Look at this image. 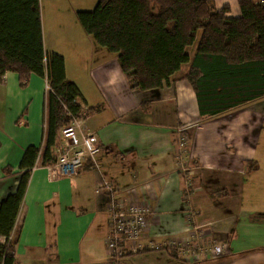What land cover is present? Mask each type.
<instances>
[{"label": "crops", "instance_id": "0c3cea01", "mask_svg": "<svg viewBox=\"0 0 264 264\" xmlns=\"http://www.w3.org/2000/svg\"><path fill=\"white\" fill-rule=\"evenodd\" d=\"M97 1L39 0L46 53L63 55L80 91L79 117L90 122L78 135L94 131L101 146L77 174H50L65 150L61 135L51 160L44 157L47 78L22 85L16 72L0 77V202L25 189L12 227L0 225V244L11 242L13 255L0 264H103L110 231L104 182L117 199L145 200L154 213L123 264H264V104L256 103L264 97L202 117L184 77L188 65L163 87L131 89L116 54L78 21L77 11ZM224 4L227 16H240L238 0H214L217 9ZM47 40L56 42L47 49ZM182 128L190 137L187 172L178 162ZM190 217L204 228L199 246L222 243V257L170 247L191 232Z\"/></svg>", "mask_w": 264, "mask_h": 264}, {"label": "trees", "instance_id": "16d2710c", "mask_svg": "<svg viewBox=\"0 0 264 264\" xmlns=\"http://www.w3.org/2000/svg\"><path fill=\"white\" fill-rule=\"evenodd\" d=\"M238 3L240 16L229 17V6L217 9L214 0H98L77 18L116 54L131 89L163 87L188 65L184 77L206 118L264 97V0ZM7 71L22 85L34 75L48 80L44 157L50 161L61 127L79 117L82 105L63 55L46 53L39 0H0V77ZM24 191L19 186L0 202V225L12 227ZM11 251V242L0 244V261Z\"/></svg>", "mask_w": 264, "mask_h": 264}, {"label": "built area", "instance_id": "2783aa9c", "mask_svg": "<svg viewBox=\"0 0 264 264\" xmlns=\"http://www.w3.org/2000/svg\"><path fill=\"white\" fill-rule=\"evenodd\" d=\"M86 124L90 125V122L80 116L61 127L60 135L65 139V150L57 156L55 163L49 166L52 177L77 174L86 159L94 158L100 150L101 146L94 131L78 135V130L83 129ZM189 139L186 129H180L177 133V153L180 169L184 172L189 169L185 158ZM104 187L110 193L108 203L110 231L107 240L108 258L103 264H123L130 256V252L127 251L128 245L135 243L147 231L154 213L147 201L121 197L117 199L114 195L115 189L110 183L104 182ZM188 226L192 227L191 232L184 237H178V241L172 242L170 247L191 255L202 252L207 258L218 257L226 252V246L222 243H206L205 247L201 248L199 243L205 240L204 228L195 225L193 217L188 220Z\"/></svg>", "mask_w": 264, "mask_h": 264}, {"label": "rangeland", "instance_id": "374dc122", "mask_svg": "<svg viewBox=\"0 0 264 264\" xmlns=\"http://www.w3.org/2000/svg\"><path fill=\"white\" fill-rule=\"evenodd\" d=\"M56 41H52V40H47L46 41V48L48 49L49 47H47V46H53V44L55 43ZM57 48H59V47H57ZM46 50V49H45ZM137 90V89H136ZM263 100H260V101H258V102H256V103H259V105H263L264 104V101L262 102ZM255 103H252V104H249V106H252V105H254ZM253 107H259V106H253ZM260 108V107H259ZM262 111L264 112V107L262 108ZM257 123V121H250V122H247V124H249V125H253V124H256ZM261 240L264 242V236H262V238H261ZM218 257H222V256H218Z\"/></svg>", "mask_w": 264, "mask_h": 264}]
</instances>
